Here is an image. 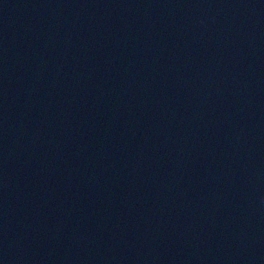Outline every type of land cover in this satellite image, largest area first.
I'll use <instances>...</instances> for the list:
<instances>
[{
  "label": "water",
  "instance_id": "95a60500",
  "mask_svg": "<svg viewBox=\"0 0 264 264\" xmlns=\"http://www.w3.org/2000/svg\"><path fill=\"white\" fill-rule=\"evenodd\" d=\"M0 264H264V0H0Z\"/></svg>",
  "mask_w": 264,
  "mask_h": 264
}]
</instances>
